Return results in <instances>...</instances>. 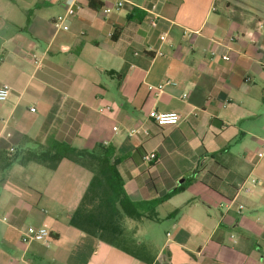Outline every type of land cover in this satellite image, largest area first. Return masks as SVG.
I'll return each instance as SVG.
<instances>
[{
	"label": "crops",
	"instance_id": "0c3cea01",
	"mask_svg": "<svg viewBox=\"0 0 264 264\" xmlns=\"http://www.w3.org/2000/svg\"><path fill=\"white\" fill-rule=\"evenodd\" d=\"M79 5L61 26L65 0H0V86L10 88L0 140L31 146L55 110L57 140L115 150L133 201L186 189L156 219L131 220L136 236L156 244L141 255L122 244L126 228L110 245L71 226L88 169L63 160L54 171L0 170V214L9 219L0 221V264H264V0ZM167 82L161 93L149 89ZM152 110L183 121L158 126ZM29 226L48 229V245L24 244Z\"/></svg>",
	"mask_w": 264,
	"mask_h": 264
},
{
	"label": "trees",
	"instance_id": "16d2710c",
	"mask_svg": "<svg viewBox=\"0 0 264 264\" xmlns=\"http://www.w3.org/2000/svg\"><path fill=\"white\" fill-rule=\"evenodd\" d=\"M91 6L94 7V4ZM55 112L53 110L49 114L41 136L31 146L10 150V144L0 140V170H8L15 164H37L54 171L63 160L88 169L92 173L91 182L70 220L71 226L76 229L113 245L124 234L126 219H156L157 207L186 189L182 187L155 202L133 201L127 195L124 181L118 173L119 160L115 150L101 144L91 150L77 149L57 140Z\"/></svg>",
	"mask_w": 264,
	"mask_h": 264
},
{
	"label": "built area",
	"instance_id": "2783aa9c",
	"mask_svg": "<svg viewBox=\"0 0 264 264\" xmlns=\"http://www.w3.org/2000/svg\"><path fill=\"white\" fill-rule=\"evenodd\" d=\"M65 5H66V14L65 16L58 18L57 20V24L63 26V24L66 22L67 18L70 16H73L75 14L76 8H79V0H65ZM119 7L123 6V3H119L118 4ZM112 11V9H106L105 13H110ZM150 14H152L154 16L152 25L156 26V19L159 17L156 13H155V6L152 7V9L149 11ZM167 37V34H164L161 36V40L165 41ZM233 39H229V42H232ZM216 53L214 52V55ZM225 61H228L230 58L229 56L225 55L222 57ZM33 62L34 64H36V66H39L41 64V61L36 57L33 56ZM171 82H167L166 84H162L158 87H153L150 86L149 89L151 91H155L157 90L158 92H163L164 88L166 85H169ZM10 95V88L8 86H0V102H5L7 101V99L9 98ZM32 111H35V109H32ZM148 118L149 120H151L152 122H154L156 125L158 126H175V125H179L182 121L183 118L182 116L177 113V112H171V113H164V112H159L157 110H152L149 112L148 114ZM141 127H135L131 130V135H137L141 132ZM144 134H147L146 131H144ZM262 149L264 151V144H262ZM13 150V149H11ZM259 153V157H262L264 152ZM156 154L155 153H151L148 154L145 159L149 162H152L154 160H156ZM0 221L7 223L9 222V219L7 216H4L2 214H0ZM50 238H51V233L48 229L43 228V227H35V226H29L27 228H25L22 232V236H21V240L24 244H31L33 242H40L43 244L48 245V243L50 242Z\"/></svg>",
	"mask_w": 264,
	"mask_h": 264
},
{
	"label": "rangeland",
	"instance_id": "374dc122",
	"mask_svg": "<svg viewBox=\"0 0 264 264\" xmlns=\"http://www.w3.org/2000/svg\"><path fill=\"white\" fill-rule=\"evenodd\" d=\"M37 165V164H36ZM40 166V165H39ZM40 168L42 169H44V170H46V168L45 167H43V166H40ZM131 224H133L132 223V221L130 220V219H126V225L124 226L125 228H126V230H128V239H124V241L126 242V243H122L123 245H125L127 248H129V249H132V250H134L135 252H137V253H139V254H141V255H143V253H144V249H151V248H154V246L156 245L154 242L153 243H149L147 240H143L142 239V237H141V235H138V236H136L135 235V231L133 230V227H130V226H132ZM143 233V229H141V233L140 234H142ZM151 233L149 232L148 233V235H150ZM126 237H127V235H126ZM125 237V238H126ZM132 239H134V241H135V243L136 242H142L143 243V247H133V241H132Z\"/></svg>",
	"mask_w": 264,
	"mask_h": 264
}]
</instances>
